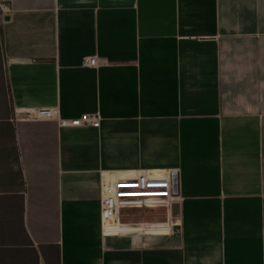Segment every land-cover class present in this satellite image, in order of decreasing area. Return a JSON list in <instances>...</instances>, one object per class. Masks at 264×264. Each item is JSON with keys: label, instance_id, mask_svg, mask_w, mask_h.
I'll return each mask as SVG.
<instances>
[{"label": "crops", "instance_id": "1", "mask_svg": "<svg viewBox=\"0 0 264 264\" xmlns=\"http://www.w3.org/2000/svg\"><path fill=\"white\" fill-rule=\"evenodd\" d=\"M0 2V264H264V0Z\"/></svg>", "mask_w": 264, "mask_h": 264}, {"label": "built area", "instance_id": "2", "mask_svg": "<svg viewBox=\"0 0 264 264\" xmlns=\"http://www.w3.org/2000/svg\"><path fill=\"white\" fill-rule=\"evenodd\" d=\"M10 11L7 4L0 2V15L4 16ZM91 65L96 59L90 60ZM58 114V109L41 108L32 112L33 117L51 118ZM100 119L98 115H82L71 119L75 126L95 123ZM177 196L173 193L172 176L158 177L148 171L111 181L107 178L101 180V209L104 222L116 221L120 210L124 208H171Z\"/></svg>", "mask_w": 264, "mask_h": 264}, {"label": "water", "instance_id": "3", "mask_svg": "<svg viewBox=\"0 0 264 264\" xmlns=\"http://www.w3.org/2000/svg\"><path fill=\"white\" fill-rule=\"evenodd\" d=\"M6 18H8V16ZM172 185H173V193L175 195H178L179 194V175H178V172L176 171L172 173Z\"/></svg>", "mask_w": 264, "mask_h": 264}]
</instances>
